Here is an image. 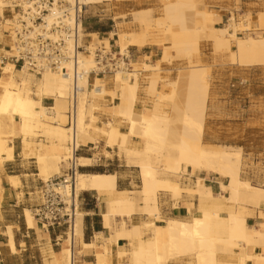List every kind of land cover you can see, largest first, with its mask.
Masks as SVG:
<instances>
[{"label": "bare ground", "instance_id": "6f19581e", "mask_svg": "<svg viewBox=\"0 0 264 264\" xmlns=\"http://www.w3.org/2000/svg\"><path fill=\"white\" fill-rule=\"evenodd\" d=\"M72 14L65 19L73 25V8L79 0H65ZM82 1V0H80ZM87 7L103 2L128 0H83ZM136 2L148 0H134ZM160 4V14L153 15L151 8L131 11V23L138 29L119 30L117 43L121 53L129 46L141 47L156 33L162 37V59L158 62L183 60L175 79H159V69L150 80V90L157 98L153 107L136 110L137 91L140 86L141 65L131 62L132 72L123 67L113 73L114 89L109 90L105 80L98 75L91 82V72L101 67L96 59L101 41L94 33V41L86 51L78 52V64L70 60L66 67L78 70L77 111L74 123L68 126V109L73 92V77L60 69L46 65L36 73L26 61L20 68L14 62L2 66L0 76V202L3 198L2 174L4 162L14 158V138L19 137L21 155L33 157L39 175L44 181L63 173L71 160L77 166L92 165L93 158L74 154V146L97 143L98 133L106 138L107 145L117 148V154L128 164L140 167L141 188L122 191L117 188V174L98 171H76L75 193L96 191L103 196L104 225L112 231L107 244L97 253V264H112L110 245L119 237L129 240L127 248L119 253L129 256L131 264H169L171 260L191 256L189 264H264V185L255 184L244 176L241 148L208 143L203 140L210 96V65L197 57L202 42L211 44L218 53H226L233 64L264 66V6L256 14L246 13L244 19L231 17L225 21L218 10L207 7L205 0H154ZM38 0H0V16L11 7L13 17L0 25V34L9 33L10 48L6 52L19 55L23 39L32 41L42 34L53 41L64 40V48L72 54L77 43L85 36L79 26L78 40L67 37L60 30L57 20V3L37 21ZM20 7V11L16 9ZM219 24H222L219 26ZM115 33H111L114 35ZM150 69V65H144ZM170 85L169 92L157 91L158 83ZM111 94L119 101L111 107V113L127 123L123 131L113 119L96 124L99 109L96 101ZM44 98L54 101L52 106L43 103ZM39 136L44 138L37 139ZM134 135L141 136V149L130 145ZM69 141V144H67ZM73 143V147L71 146ZM108 154L112 155L110 152ZM196 175L193 185L183 186L175 177L178 171ZM204 173L201 175V173ZM220 176L221 191L215 193L207 176ZM227 179L224 182L222 179ZM15 186L20 179L8 175ZM169 191L175 197L184 191L198 196L199 206L191 219L161 217L159 192ZM259 208L263 219L258 225H250L247 217ZM191 210V207H190ZM137 212L154 216L141 223H133ZM30 228H37L35 213L24 209ZM84 212L77 210L75 236L68 234L59 252L52 251L46 264H76L78 248L94 247L95 242L83 239ZM161 222V223H159ZM7 244L16 251L13 227L6 230ZM148 234L147 237L144 235ZM259 248L260 251L255 252Z\"/></svg>", "mask_w": 264, "mask_h": 264}, {"label": "crops", "instance_id": "0c3cea01", "mask_svg": "<svg viewBox=\"0 0 264 264\" xmlns=\"http://www.w3.org/2000/svg\"><path fill=\"white\" fill-rule=\"evenodd\" d=\"M241 6L246 13L256 14L260 9L257 0H240ZM210 9L222 12L223 18L227 16L228 8H234L236 0H207ZM151 8L153 15L159 11L160 4L155 1L136 2L134 0L122 1L119 4H110L103 2L94 7L90 6L89 13L84 21L85 41L91 44L94 41L93 34L103 41L109 39V42L115 48H119L117 36L119 30L138 29L136 23H131L129 11L136 8ZM115 33L111 35V33ZM159 36L154 33L150 36L149 41L139 47L137 44L129 46L133 53V63L141 65V81L137 91L136 110L141 112L153 107L157 96L150 90V80L157 72V67L161 68V78L167 77L175 79L177 71L165 61L158 63L163 56L162 44L158 41ZM105 43V42H103ZM102 44V43H101ZM100 44V45H101ZM4 57V56H3ZM209 60V57H204ZM4 62V61H3ZM150 65V69H145L144 65ZM170 72V74H168ZM101 79L105 80L109 90L114 89L113 73L99 74ZM143 77H148L144 80ZM95 76L92 75L90 81L94 82ZM157 91L169 92L167 85H163L160 81L156 87ZM119 99H113L111 94L105 98L97 100L100 111L96 112L99 117V125L106 120L113 119L123 131L128 130L127 125H123V120L111 113V107L117 103ZM43 103L46 106H52L54 101L50 98H44ZM17 139L19 137H16ZM20 139V138H19ZM132 145L141 149L143 143L141 136L134 135L131 139ZM15 144L14 158L4 162L5 173L2 174L3 198L0 202V264H46L47 260L52 258V251L59 252L67 237L66 226H42L37 220V228H30L25 220L24 209L30 208L34 210L40 203L39 190L43 183V178L39 175L38 166L33 157L24 158L21 155V145ZM117 148L107 145L106 139H99L97 143L90 142L82 145L79 155L93 158L94 163L90 166H81L84 171L110 172L117 174V188L119 190L134 191L139 190L141 186L140 167L137 164H128L124 157L117 154ZM106 152L115 153L108 156ZM8 175L19 176L20 184L15 186L8 179ZM202 175V173H201ZM179 182L183 186L193 185L196 175H190L188 172L181 175ZM212 190L216 193L221 191L220 180L217 176L209 175L206 177ZM225 182V181H224ZM199 199L191 196L184 191L180 197H175L169 191L161 190L159 192V208L161 217L180 218L190 220L192 215L198 210ZM191 207V210H190ZM106 205L103 196H99L96 191H82L80 195V209L84 212L83 239L87 243L95 242V246L84 249L78 246L82 253L77 254L76 264H97V253L103 250L107 244L106 239L112 236V231L104 225L103 212ZM150 216L146 213L137 212L132 215L133 223H141L149 220ZM263 218L259 211L255 210L253 214L247 217L250 225H258ZM161 223V222H159ZM13 227L14 239L16 243V251L13 252L7 244V227ZM129 240L125 237H119L116 242L110 245L112 252V264H129L127 255L122 258L119 253L127 248ZM260 251L259 248L255 252ZM247 264H252L248 261Z\"/></svg>", "mask_w": 264, "mask_h": 264}, {"label": "rangeland", "instance_id": "374dc122", "mask_svg": "<svg viewBox=\"0 0 264 264\" xmlns=\"http://www.w3.org/2000/svg\"><path fill=\"white\" fill-rule=\"evenodd\" d=\"M257 1L258 3L252 2L250 5H258L261 9L264 6V0ZM121 2L122 1L109 3L119 4ZM205 2L209 8L207 0H205ZM98 4H93L92 7ZM240 6L241 1L236 0V5L234 8H239ZM10 8L11 7H6L3 11L4 17L0 16L1 26L6 22V19L13 17V11ZM234 8L231 7L228 9L233 10ZM16 9L20 11V7H16ZM89 9L90 7H87L86 13L84 15V21L86 20L87 14L89 13ZM132 10L133 9H131L129 13H131ZM160 13L161 12L159 10L156 16ZM220 13L223 17L222 12ZM225 17L226 16H224V19ZM220 25L222 24H219V26ZM83 28L85 31V26ZM8 35L9 33L0 34V76L2 72V66L8 61L14 62L12 59L13 55L6 52V49L10 48ZM161 37L162 36L159 35V39ZM83 42H85V37ZM162 42L167 43L168 41ZM207 56L209 57V60L204 59V57ZM197 57L202 61L203 64L210 65L209 79L211 86L203 140L208 143L224 144L241 148L244 161V176L249 178L255 184L264 185V66H244L233 64L229 60L226 53L215 52L211 44L208 42L201 43L200 52ZM165 62L169 63L174 68V70L176 69L178 74L177 68L181 66L184 61L174 60L173 62ZM21 66L22 62L16 67L20 68ZM32 71L36 73L37 77L40 76L37 71ZM160 74L161 70H159V79H161ZM168 74H170V72ZM143 79L148 80V77H143ZM163 79L165 81V78H162L161 80ZM166 79L168 82V80L171 78L168 75ZM167 86L170 91L172 87L170 85ZM96 104H98L97 101ZM99 111L100 107L98 110H96V112ZM96 124H99V117ZM123 125L125 126L127 123H123ZM97 137L98 140H105L106 138L100 132L98 133ZM40 138L44 137L39 136L38 134L37 139ZM13 142L16 143L18 147H20L21 143L19 138H14ZM67 144H69V141ZM130 145H132V142H130ZM106 154L111 156L107 152ZM113 154L115 153H112V155ZM65 169L66 167L63 168V171ZM183 173H187V171H178L175 178L180 180ZM203 174L204 173L202 172V175ZM213 176H217L219 180L221 179L220 176L216 174H213ZM222 180L225 182L227 181V179L224 178ZM186 192L191 196L198 198V196L194 193H190L188 191ZM257 209L260 216L263 217L259 208L253 209L252 212L255 210L257 211ZM262 210L264 211V207H262ZM150 218H154V216H150ZM144 236L147 237L148 234H145ZM127 259L129 264H131L128 255ZM189 260L193 261V257H181L171 260L169 264H189Z\"/></svg>", "mask_w": 264, "mask_h": 264}, {"label": "built area", "instance_id": "2783aa9c", "mask_svg": "<svg viewBox=\"0 0 264 264\" xmlns=\"http://www.w3.org/2000/svg\"><path fill=\"white\" fill-rule=\"evenodd\" d=\"M57 3L58 14L57 20L59 22V29L63 33L74 40H78L79 26L84 27V15L87 10V4L82 0L78 1L73 8V25L67 24L65 19L72 14L68 10V5L65 0H38L37 2V21H42L43 15L48 13L50 8ZM246 12L242 6L234 8L229 11L225 17V21H230L231 17L244 19ZM81 38L80 44L77 43L76 48L72 54L67 53L64 48V40L53 41L51 38H44L42 34L34 41L31 39H23L19 47V55L12 56L16 66L22 62H29L32 70L39 72L46 65L60 69L65 75H72L73 77V92L70 98L68 109V126H72L77 111V94L78 86V70L74 69L72 72L66 67V63L73 60L78 64V52L86 51L88 42H83ZM111 47L108 49L105 43L98 45L96 49V59L98 65L101 67L99 71H92L91 75L111 74L116 69L124 68L128 72H132L134 67L131 62L133 60V53L130 48L125 53H121L120 47ZM73 147V143H71ZM82 145L74 146V154L78 155ZM81 169L76 162L71 160L70 166L66 168L62 174L55 175L42 183L39 190L40 203L34 209L36 219L42 226H66V235L73 234L75 236V218L77 210L80 208V195L76 196L75 181L76 171Z\"/></svg>", "mask_w": 264, "mask_h": 264}, {"label": "trees", "instance_id": "16d2710c", "mask_svg": "<svg viewBox=\"0 0 264 264\" xmlns=\"http://www.w3.org/2000/svg\"><path fill=\"white\" fill-rule=\"evenodd\" d=\"M84 171V170H83Z\"/></svg>", "mask_w": 264, "mask_h": 264}]
</instances>
